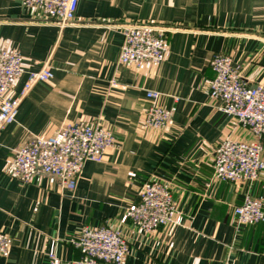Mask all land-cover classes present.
I'll return each instance as SVG.
<instances>
[{
	"label": "crops",
	"instance_id": "0c3cea01",
	"mask_svg": "<svg viewBox=\"0 0 264 264\" xmlns=\"http://www.w3.org/2000/svg\"><path fill=\"white\" fill-rule=\"evenodd\" d=\"M131 22L166 28L159 66L119 62L122 29ZM0 48L23 56L11 95L30 71L45 64L54 71L26 94L0 136V232L13 240L0 264H46L51 252L80 257L71 239L84 226H120L143 183L160 176L173 184L175 221L151 233L121 225L130 246L123 264H264V221L238 224L234 212L248 194L264 202V171L254 183L230 182L217 179L213 167L225 138L263 146L264 138L209 94L216 54L230 55L249 85L264 81V0H79L65 26L22 0H0ZM147 89L162 93L160 104L177 106L165 128L144 125ZM68 122L115 134L104 160L86 163L75 190L51 175L31 182L8 175L17 147Z\"/></svg>",
	"mask_w": 264,
	"mask_h": 264
},
{
	"label": "built area",
	"instance_id": "2783aa9c",
	"mask_svg": "<svg viewBox=\"0 0 264 264\" xmlns=\"http://www.w3.org/2000/svg\"><path fill=\"white\" fill-rule=\"evenodd\" d=\"M79 0H22L28 8H36L52 22L65 26L75 19ZM124 40L119 54L121 64L159 66L166 57V28L148 22H131L123 26ZM23 56L14 50L0 48V136L3 129L16 121L20 104L38 82L54 77L52 66L45 64L38 71H30L19 94L10 89L23 74ZM215 72L210 80V98L220 101L219 108L264 138V81L249 85L230 55L216 54L211 60ZM115 83V80H112ZM162 93L147 89L151 104L146 111L144 125L165 128L177 111V106L159 103ZM115 142L112 130L100 125L68 122L49 137H32L14 150L7 173L13 178L31 182L35 176L57 177L69 190H75L88 161L102 162L106 150ZM264 146L261 142L237 141L225 138L214 152V176L221 181L246 180L254 183L264 171ZM238 224L255 225L264 221L262 199L246 195L234 206ZM177 214L173 184L164 177H154L143 183L137 199L123 212L120 226L131 222L147 233L173 223ZM120 226H84L71 239L80 257L71 260L49 254L46 264H123L130 246ZM13 240L0 232V256H8Z\"/></svg>",
	"mask_w": 264,
	"mask_h": 264
}]
</instances>
